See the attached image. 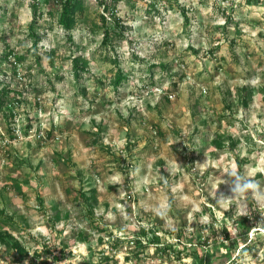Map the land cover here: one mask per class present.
<instances>
[{
  "label": "rangeland",
  "instance_id": "1",
  "mask_svg": "<svg viewBox=\"0 0 264 264\" xmlns=\"http://www.w3.org/2000/svg\"><path fill=\"white\" fill-rule=\"evenodd\" d=\"M60 1L0 0V264H264V0Z\"/></svg>",
  "mask_w": 264,
  "mask_h": 264
},
{
  "label": "trees",
  "instance_id": "2",
  "mask_svg": "<svg viewBox=\"0 0 264 264\" xmlns=\"http://www.w3.org/2000/svg\"><path fill=\"white\" fill-rule=\"evenodd\" d=\"M118 0H111L112 3H116ZM60 15H59V19H58V23L66 30H70L73 25H74V22H75V19H74V15L76 13L77 10H80L81 9V2L79 0H61L60 1ZM103 6H104V9L105 10H108V6L105 5L104 2H102ZM101 19H102V24L103 25H107V21H106V18L104 15H101ZM115 21H118L116 20L115 18L113 19V23ZM108 36H109V32L108 30H106L103 34V40L102 42L103 43H106L107 42V39H108ZM73 67L75 69V73L76 75L78 74L77 71H76V68H77V65H78V61H79V58L76 57L74 58L73 60ZM82 69V68H81ZM122 79V75L121 74H118V76L116 77V80L115 82H118ZM1 105V103H0ZM50 135V132L47 133V136ZM15 188L19 191L20 190V187L17 185L15 186ZM252 217L250 216V213H247L243 216L242 218V221H248L249 219H251ZM55 219L56 220H59L60 219V216H59V213L58 212H55ZM140 236L139 237H145L147 235V232H145V229L142 228L139 232ZM151 241L154 243V245H156V247H159V236L158 234H156L155 232H152V235H151ZM0 242L6 246L7 249H15V251H17L18 253L20 254H26V251L25 249L21 246V244L8 232H3V233H0ZM135 243L137 244H140V240L136 239L135 240ZM250 243V241H249ZM253 246H255V242H253V244H249L247 246V248H245L246 250H249V249H252ZM46 251V250H45ZM102 259H107V256H103Z\"/></svg>",
  "mask_w": 264,
  "mask_h": 264
},
{
  "label": "clouds",
  "instance_id": "3",
  "mask_svg": "<svg viewBox=\"0 0 264 264\" xmlns=\"http://www.w3.org/2000/svg\"><path fill=\"white\" fill-rule=\"evenodd\" d=\"M249 187H251V185H249Z\"/></svg>",
  "mask_w": 264,
  "mask_h": 264
}]
</instances>
